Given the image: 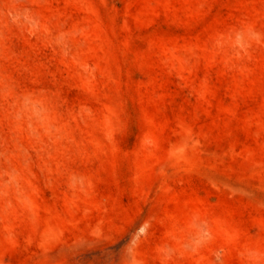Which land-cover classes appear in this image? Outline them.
Wrapping results in <instances>:
<instances>
[{
    "label": "rangeland",
    "instance_id": "1",
    "mask_svg": "<svg viewBox=\"0 0 264 264\" xmlns=\"http://www.w3.org/2000/svg\"><path fill=\"white\" fill-rule=\"evenodd\" d=\"M0 264H264V0H0Z\"/></svg>",
    "mask_w": 264,
    "mask_h": 264
}]
</instances>
